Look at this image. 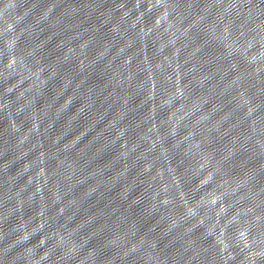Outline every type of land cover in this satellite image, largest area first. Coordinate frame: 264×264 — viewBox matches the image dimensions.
Here are the masks:
<instances>
[{
    "label": "water",
    "instance_id": "1",
    "mask_svg": "<svg viewBox=\"0 0 264 264\" xmlns=\"http://www.w3.org/2000/svg\"><path fill=\"white\" fill-rule=\"evenodd\" d=\"M0 264H264V0H0Z\"/></svg>",
    "mask_w": 264,
    "mask_h": 264
}]
</instances>
